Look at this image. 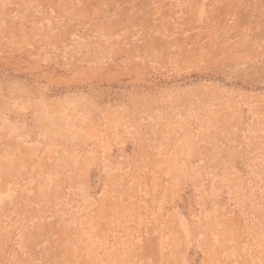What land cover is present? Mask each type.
<instances>
[{"label":"rangeland","instance_id":"obj_1","mask_svg":"<svg viewBox=\"0 0 264 264\" xmlns=\"http://www.w3.org/2000/svg\"><path fill=\"white\" fill-rule=\"evenodd\" d=\"M0 264H264V0H0Z\"/></svg>","mask_w":264,"mask_h":264}]
</instances>
